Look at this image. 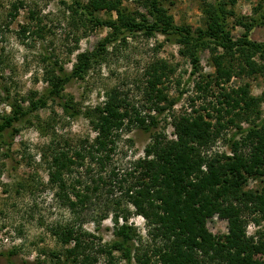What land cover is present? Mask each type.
Wrapping results in <instances>:
<instances>
[{
  "label": "trees",
  "instance_id": "trees-1",
  "mask_svg": "<svg viewBox=\"0 0 264 264\" xmlns=\"http://www.w3.org/2000/svg\"><path fill=\"white\" fill-rule=\"evenodd\" d=\"M122 1L76 3L92 25H102L109 32L93 50L78 54L70 71L57 66V62H48L43 72L48 88L36 99L29 97L27 108L21 105L25 98L19 99L20 103L10 102V113L0 121L3 156H10L17 131L13 125L29 113L45 108L49 99L61 98L65 85L72 79L82 78L106 53L109 44L135 34L147 37L162 34L183 47V54L190 57L192 71L198 68L197 51L207 47L209 41L226 54L237 51L245 64L238 65V72L229 66L216 70L214 82L220 90L211 112L174 113L175 99L168 98L157 86L168 70L164 62H155L143 72L146 77L143 91L149 111L135 108L115 90L107 94L101 105L88 110L95 136L81 141L75 148L53 145L49 156H43L42 160L47 168L48 184L73 214H78L79 207L86 209L96 201L103 202L104 208L97 214L101 222L112 209L110 220L115 239L108 245L94 244L82 226L73 224L58 226L51 233L61 244H72L67 254L74 264H97L98 254L106 256L104 264H115L114 252L119 253L124 264H133V260L136 264H150L152 258L159 264H202L196 255L211 259L223 257L227 264H264V226L257 241L244 235L248 215L257 214L264 220V182L259 190L244 189L249 177H264V118L258 124L252 120L246 134L232 143L234 159L208 153L222 128L237 125L236 120L250 122L251 115L257 114L258 101L246 85L226 90L221 83L233 73H260L261 69L264 73V44L250 41L247 34L233 41L225 28L224 10L219 4H206V30H191L175 24L158 0H146L151 20L128 12L122 7ZM22 5V2L11 4L8 16L14 18ZM103 10L115 12L116 17L102 20L95 16L96 11ZM6 25L7 22H0V39ZM256 54L262 60L260 66L252 60ZM60 107L69 118L79 113L70 101L60 102ZM161 115H168L172 138L155 131ZM132 127L150 135L142 156L130 162L131 166L123 173H117L115 166L106 171L117 152L121 132ZM115 192L117 196L108 198ZM122 203L130 204L146 221L151 244L139 254H135L140 251L135 245L136 232L127 224L130 212ZM212 213L227 221L225 236H215L207 230L206 218Z\"/></svg>",
  "mask_w": 264,
  "mask_h": 264
},
{
  "label": "rangeland",
  "instance_id": "rangeland-1",
  "mask_svg": "<svg viewBox=\"0 0 264 264\" xmlns=\"http://www.w3.org/2000/svg\"><path fill=\"white\" fill-rule=\"evenodd\" d=\"M88 0H0V22H7L0 39V121L10 113V102L28 107L29 97L36 99L48 88L43 80L44 68L48 62H57L70 71L77 55L93 50L109 29L94 26L87 16L77 8L76 3ZM177 25L195 30L207 29L204 14L206 4H219L224 10V25L233 41L244 34L247 39L264 44V0H158ZM22 2L14 18L8 16L13 3ZM122 7L141 18L151 20L146 0H123ZM95 16L107 20L115 18V12L96 11ZM208 41V40H207ZM197 71H192L190 57L183 54V47L172 38L162 34L151 37L135 34L124 41L109 44L100 60L93 63L82 78L72 79L65 85L61 98L49 99L45 108L31 112L13 126L17 130L10 148V156L4 157L0 145V264H74L68 251L72 244H61L51 230L61 226H82L90 234L88 240L94 244L108 245L114 239L112 209L101 222L97 214L103 202L77 209L73 214L54 194L55 189L47 182V168L42 160L49 156L53 145L74 147L81 141L95 136L87 111L101 105L108 93L115 90L135 108L147 112L143 72L155 62H164L168 70L162 76L161 88L168 98L175 99L174 113L198 110L211 112L215 105L219 87L215 85L216 70L222 66L233 67L244 61L239 53L226 54L209 41L207 47L197 51ZM242 58V57H241ZM252 60L259 66L262 60L254 55ZM245 64V63H244ZM245 68V67H244ZM246 70L248 68L246 67ZM246 85L250 95L257 99V110L249 121H238L237 125L222 128L208 153H218L235 158L232 143L240 140L255 121L264 118V73L233 75L221 86L229 90ZM72 102L79 109L76 117L64 115L60 102ZM203 108H206L204 110ZM168 115H161L155 129L172 138V127ZM258 118V119H257ZM252 121V122H251ZM150 135L136 127L121 132L117 152L106 171L115 166L117 173L125 172L135 158L142 156L143 148L150 142ZM246 151H243V153ZM46 157V158H47ZM245 158V157H244ZM264 177H249L245 190H259ZM116 194V195H115ZM114 193L112 196H117ZM105 199V198H104ZM129 209L127 224L136 232L135 245L139 254L150 245L146 221L135 212L130 204L122 203ZM227 221L212 213L206 218V228L215 236L227 234ZM264 220L248 215L244 227L245 238L257 241L262 235ZM97 246V245H96ZM115 264H124L118 252H114ZM97 264H104L106 256L96 255ZM224 256V255H223ZM202 264H227L226 259H215L196 255ZM152 258L150 264H159ZM259 263V258H255ZM133 264H136L133 260Z\"/></svg>",
  "mask_w": 264,
  "mask_h": 264
}]
</instances>
